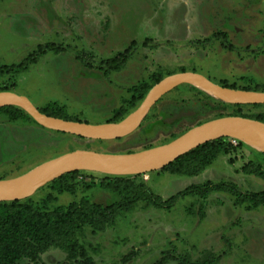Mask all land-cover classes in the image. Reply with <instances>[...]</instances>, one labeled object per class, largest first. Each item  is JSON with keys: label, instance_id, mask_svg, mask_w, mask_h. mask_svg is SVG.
Masks as SVG:
<instances>
[{"label": "rangeland", "instance_id": "374dc122", "mask_svg": "<svg viewBox=\"0 0 264 264\" xmlns=\"http://www.w3.org/2000/svg\"><path fill=\"white\" fill-rule=\"evenodd\" d=\"M46 45L62 51L48 52L25 73L0 76L2 93L24 96L39 110L64 109L75 123L112 124L118 112L121 122L140 107L133 111L129 103L146 86L148 95L165 78L184 72L233 90L264 87V0H0V66L17 65ZM129 48L121 71L99 68V62ZM222 104L181 84L153 106L134 133L112 141L11 123L0 114V180L76 150L125 155L165 145L219 116H234L236 109ZM193 106L200 111L195 117L167 122L173 110ZM243 114L264 119V106ZM163 120L166 124L154 128ZM219 140L228 151L199 172L180 163L116 183L110 177L118 175L78 171L63 188L49 183L21 200L51 213L74 202L110 206L141 184L163 201L181 195L170 209L141 202L113 221L86 226L78 232L77 252L48 248L37 253V261L155 264L170 256L175 260L167 264H264V207L238 205L231 193L232 186L241 194L264 191V178L248 167L253 163L264 172V152L255 154L235 138ZM207 186L215 191L191 192Z\"/></svg>", "mask_w": 264, "mask_h": 264}, {"label": "trees", "instance_id": "16d2710c", "mask_svg": "<svg viewBox=\"0 0 264 264\" xmlns=\"http://www.w3.org/2000/svg\"><path fill=\"white\" fill-rule=\"evenodd\" d=\"M134 44H132L133 47ZM129 48L124 53L116 55L114 58L99 62L101 70L119 72L126 65L129 60ZM61 48L55 45L39 46L35 51L29 54L21 63L11 66H0V76L19 75L25 73L33 65L39 63L41 57L45 56L48 52L60 53ZM89 68H93L88 64ZM159 81V78L156 82ZM161 81V80H160ZM150 86H146L143 93L138 97H132L130 105L134 111L145 100ZM244 91L264 92V87L246 88ZM4 92L0 90V93ZM224 109L228 107L235 108L234 116L250 118L264 123L261 115L246 116L243 114L245 109H258L264 105H225ZM43 114L50 117L59 118L65 121H74L70 118L64 109H59L56 106H49L44 110H40ZM0 114H4L11 123H33L37 124L32 117H30L24 110L18 107H4L0 108ZM199 114V113H198ZM197 114V115H198ZM123 113L118 112L112 119V122L117 123L123 118ZM195 117V116H194ZM219 116L218 118H222ZM185 119V118H184ZM179 121V120H177ZM168 122V120H167ZM176 122V121H175ZM166 122L163 120L161 123H156L154 126L164 125ZM153 133V126L148 134ZM183 133L175 135L172 140L179 138ZM170 141V142H171ZM220 140L209 142L199 148L181 156L178 160L165 167V170L172 168L175 165L184 163L185 165L194 168L195 172L204 170L210 166L221 152H227L226 148H222L219 144ZM249 147V146H248ZM250 148V147H249ZM252 149V148H250ZM252 152L257 154L255 151ZM58 155L56 158L62 156ZM54 158V159H56ZM44 161L38 166L47 163ZM249 172L264 178V172L257 168L255 164L249 163ZM251 167V168H250ZM78 171L70 174L63 175L60 179L55 180L49 185L60 184V188L67 185V180L73 175H77ZM21 176V175H18ZM16 176V177H18ZM14 177V178H16ZM136 176H120L111 178V180L119 183L120 181H129V178ZM191 192L199 193L206 196L208 193L215 191V189L207 186V188L192 187ZM224 189V188H223ZM231 193L236 196L237 204H248V209H257L264 207V191L251 194H241L236 191L232 186ZM181 195H177L168 201H163L162 198L154 196L144 185H139L130 191L128 197L119 201L116 204L103 207L101 205L90 204L88 202L72 203L68 208H58L51 213H41L32 205L22 201L0 203V264H40L37 261V253L40 250L48 248H60L66 250L70 255L78 251L76 240L78 232L83 230L86 226H96L98 223L113 221L121 213L130 211L138 203L145 202L147 205L154 206L159 209H170L173 204L179 199ZM169 260H175L170 256H163L155 264H167ZM178 261V260H176ZM181 264H187L185 261H179ZM43 264V263H42Z\"/></svg>", "mask_w": 264, "mask_h": 264}, {"label": "water", "instance_id": "95a60500", "mask_svg": "<svg viewBox=\"0 0 264 264\" xmlns=\"http://www.w3.org/2000/svg\"><path fill=\"white\" fill-rule=\"evenodd\" d=\"M190 79L211 91L215 95L211 97L217 98L225 104L264 105V92L223 88L202 75L184 72L169 76L156 84L140 107L118 123L84 125L50 117L43 114L28 98L14 93H0L4 94V97L0 98V108H21L38 125L49 130L89 140L112 141L134 133L141 126L153 106L177 86L188 84L196 87L188 82ZM169 114H167L169 123H174L183 118H168ZM190 132H192V135L188 139L185 138L188 134L186 132L165 145L134 154L111 155L85 150H76L64 154L49 163H44L49 165L45 172L35 173L33 169L14 179L0 180V203L28 199L47 184L54 182L65 174L76 171L95 172V168H106L110 171L109 175L118 176H135L159 171L178 160L181 156L212 141L234 138L238 135L253 132H259L264 138V123L250 118L229 116L212 120L190 130ZM259 152L264 151L259 150Z\"/></svg>", "mask_w": 264, "mask_h": 264}, {"label": "bare ground", "instance_id": "6f19581e", "mask_svg": "<svg viewBox=\"0 0 264 264\" xmlns=\"http://www.w3.org/2000/svg\"><path fill=\"white\" fill-rule=\"evenodd\" d=\"M190 84L195 85L197 88L205 91L206 94L210 95V96H215L211 91H209L208 89H206L203 86H200L198 84H196V82L192 79H190L188 81ZM4 97V94H0V98ZM194 107V106H193ZM190 107L188 109H182L181 111H173L169 114L168 118H176V117H183L186 119H190L193 118L194 116H196L200 111L199 110H195V107ZM188 134L186 135V139L190 138L192 135V132H187ZM234 138L238 139L239 141L243 142L244 144H246L247 146H249L250 148L256 150L259 152L260 151H264V138L261 136V134L259 132H253V133H248V134H242V135H238L235 136ZM48 164H44L41 166H38L37 168L34 169L35 173H42L45 172L48 168ZM95 172L98 173H103V174H109L110 171L106 168H95Z\"/></svg>", "mask_w": 264, "mask_h": 264}]
</instances>
